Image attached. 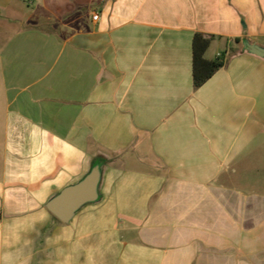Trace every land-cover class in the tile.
I'll return each mask as SVG.
<instances>
[{
	"label": "crops",
	"instance_id": "1",
	"mask_svg": "<svg viewBox=\"0 0 264 264\" xmlns=\"http://www.w3.org/2000/svg\"><path fill=\"white\" fill-rule=\"evenodd\" d=\"M0 17V264L247 263L264 58L244 43L264 48V0H0ZM195 33L225 61L198 88ZM97 165V200L62 222L48 203Z\"/></svg>",
	"mask_w": 264,
	"mask_h": 264
},
{
	"label": "water",
	"instance_id": "2",
	"mask_svg": "<svg viewBox=\"0 0 264 264\" xmlns=\"http://www.w3.org/2000/svg\"><path fill=\"white\" fill-rule=\"evenodd\" d=\"M245 49L264 58V48L246 41ZM101 177L100 167L95 166L78 184L67 187L47 205L48 209L62 222H68L84 204L98 198V185Z\"/></svg>",
	"mask_w": 264,
	"mask_h": 264
},
{
	"label": "trees",
	"instance_id": "3",
	"mask_svg": "<svg viewBox=\"0 0 264 264\" xmlns=\"http://www.w3.org/2000/svg\"><path fill=\"white\" fill-rule=\"evenodd\" d=\"M213 36L195 33L193 40V80L195 88L203 85L218 69L224 66L222 58L213 60L205 57Z\"/></svg>",
	"mask_w": 264,
	"mask_h": 264
},
{
	"label": "rangeland",
	"instance_id": "4",
	"mask_svg": "<svg viewBox=\"0 0 264 264\" xmlns=\"http://www.w3.org/2000/svg\"><path fill=\"white\" fill-rule=\"evenodd\" d=\"M0 17V50L4 45V40L6 34L10 32L9 28L5 26ZM14 28V27H13ZM13 30V29H12ZM264 164V161H262ZM262 176L264 177V171L262 172ZM262 190V188H260ZM255 219L251 218V229H253L256 225ZM250 252L247 263L244 264H264V232L263 233H251L250 234ZM233 256L236 257V250L233 251Z\"/></svg>",
	"mask_w": 264,
	"mask_h": 264
},
{
	"label": "built area",
	"instance_id": "5",
	"mask_svg": "<svg viewBox=\"0 0 264 264\" xmlns=\"http://www.w3.org/2000/svg\"><path fill=\"white\" fill-rule=\"evenodd\" d=\"M94 19H98V15L97 14L94 15ZM0 218H1V213H0Z\"/></svg>",
	"mask_w": 264,
	"mask_h": 264
}]
</instances>
